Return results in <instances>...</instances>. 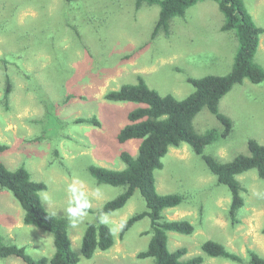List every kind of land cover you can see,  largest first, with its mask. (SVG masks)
I'll return each mask as SVG.
<instances>
[{
    "label": "rangeland",
    "instance_id": "374dc122",
    "mask_svg": "<svg viewBox=\"0 0 264 264\" xmlns=\"http://www.w3.org/2000/svg\"><path fill=\"white\" fill-rule=\"evenodd\" d=\"M254 23L263 30L255 63L264 69V0H241ZM136 0H0V144L9 149L0 160L13 171L25 167L31 179L43 182L49 201L45 210L67 218L74 178L84 182L91 207L98 210L117 197L123 187L99 185L88 167L123 170L121 152L137 154L139 141L119 144L118 131L128 123L127 114L136 105L111 103L107 92L124 84H136L141 76L149 88L164 96L184 99L193 92L188 78L223 76L230 72L237 41L221 31L224 17L218 5L202 0L182 18L170 23V35L160 32L151 40L159 6L137 7ZM6 79L11 85L4 100ZM219 112L232 122V132L207 146L204 155L231 161L248 155L247 142L264 145V83L245 80L219 102ZM96 117L99 126L79 124L77 119ZM198 133L223 131L216 118L203 109L193 120ZM155 172L160 195L180 194L183 202L164 211L167 220H187L191 235L167 233L170 252L185 248L184 260L203 256V264H249V252L264 257V181L255 171L238 176L244 207L233 223L229 217L230 195L217 184L200 156L187 145L170 148ZM99 188L101 195H91ZM41 199V198H40ZM146 210L139 192L126 206L109 214L107 224L114 246L97 251L91 259L81 255V242L93 214L76 229L68 226L78 264H154L138 259L148 247L149 219L137 222L120 238L121 226L134 214ZM23 210L13 195L0 189V234L5 244L26 248L33 259L50 258L53 238L23 224ZM69 222V221H68ZM41 241L42 239H44ZM211 240L225 246L242 261L203 255L201 246ZM0 264H24L18 259Z\"/></svg>",
    "mask_w": 264,
    "mask_h": 264
},
{
    "label": "trees",
    "instance_id": "16d2710c",
    "mask_svg": "<svg viewBox=\"0 0 264 264\" xmlns=\"http://www.w3.org/2000/svg\"><path fill=\"white\" fill-rule=\"evenodd\" d=\"M74 2L75 0H66ZM202 0H136L137 7L143 5L159 6V16L151 35L154 40L160 32L170 35L172 19L185 16L186 11ZM218 5L224 17L222 32L231 33L237 41V49L230 72L223 76L208 75L201 78H188L187 82L194 89L184 99L160 95L149 88L139 76L136 84H124L118 90L107 92L104 99L111 103H131L136 107L127 114L128 123L117 133L116 140L125 144L138 140L136 155L121 152L119 157L125 165L123 170H112L100 166L88 167L90 176L99 185L123 187L124 191L117 197L105 202L98 210L88 209L95 220L88 222L81 242V255L91 259L97 251L110 250L115 239L107 225L98 222L101 213L112 214L123 209L135 192L143 198L146 210L134 214L121 226L120 238L139 221L149 219V230L144 234L150 236L148 247L137 254L138 259H153L154 264H203V256L184 260L185 248L170 252L167 247V233L191 235L193 225L187 220L170 221L164 217V211L177 208L183 202L180 194L160 195L156 191L155 172L163 169L162 159L170 148L178 149L187 145L194 154L201 157L209 173L216 178L219 186L225 187L230 195L229 217L233 223L244 207L241 195L242 186L238 176L255 171L264 181V145L255 140H248V155H237L231 161H220L211 155H204L207 146L219 139H226L232 132V122L219 112V102L245 80L254 85L264 83V69L255 63V56L260 45L263 30L253 21L241 0H210ZM11 85L6 79L4 100L8 102ZM207 109L221 124L223 131L207 130L198 133L193 126L194 118ZM79 124L99 126L96 117L80 118ZM9 149L0 144V155ZM0 189L10 192L23 210V224L48 233L53 238L54 253L50 258L33 259L23 246L5 244L0 234V260L14 258L24 264H78L79 257L73 251L68 238L69 222L66 218L55 216L45 210L40 193L47 190L43 182L31 179L29 171L20 166L11 171L0 160ZM264 234V228L262 230ZM203 255L241 262L242 259L228 251L224 245L208 240L201 246ZM249 264H264V257L249 252Z\"/></svg>",
    "mask_w": 264,
    "mask_h": 264
},
{
    "label": "clouds",
    "instance_id": "9594fccd",
    "mask_svg": "<svg viewBox=\"0 0 264 264\" xmlns=\"http://www.w3.org/2000/svg\"><path fill=\"white\" fill-rule=\"evenodd\" d=\"M84 182L78 177L74 178L72 183L67 185V192L70 194L68 206L66 207L65 214L69 221V227L72 229L78 228L83 222V219L88 215V209L91 207L88 193L84 190ZM92 196L99 197L101 195L100 189L95 188ZM41 201L47 203L49 196L46 192L40 193ZM98 222L102 225L110 223L109 215L107 213H101L98 217ZM68 238L72 241V236L69 234ZM45 240L42 239L41 241Z\"/></svg>",
    "mask_w": 264,
    "mask_h": 264
},
{
    "label": "crops",
    "instance_id": "0c3cea01",
    "mask_svg": "<svg viewBox=\"0 0 264 264\" xmlns=\"http://www.w3.org/2000/svg\"><path fill=\"white\" fill-rule=\"evenodd\" d=\"M259 50V49H258Z\"/></svg>",
    "mask_w": 264,
    "mask_h": 264
}]
</instances>
